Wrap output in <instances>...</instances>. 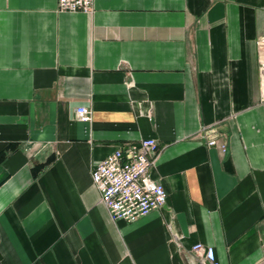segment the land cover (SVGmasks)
<instances>
[{"label":"crops","instance_id":"0c3cea01","mask_svg":"<svg viewBox=\"0 0 264 264\" xmlns=\"http://www.w3.org/2000/svg\"><path fill=\"white\" fill-rule=\"evenodd\" d=\"M261 36L264 0H0V262L264 264ZM140 139L165 203L114 221L91 169Z\"/></svg>","mask_w":264,"mask_h":264},{"label":"built area","instance_id":"2783aa9c","mask_svg":"<svg viewBox=\"0 0 264 264\" xmlns=\"http://www.w3.org/2000/svg\"><path fill=\"white\" fill-rule=\"evenodd\" d=\"M93 0H56L58 13L89 14ZM259 50V74L261 94L264 96V36L256 42ZM81 122L91 120V112L80 107L75 111ZM199 135L206 146L226 152L224 143L219 142L214 128H203ZM157 143L153 139H140L117 147L91 169V182L100 195V202L114 221L134 223L165 203L162 186L150 177V169L156 156ZM191 251L198 258V264H219L210 246L196 243ZM0 264H2L0 262Z\"/></svg>","mask_w":264,"mask_h":264},{"label":"trees","instance_id":"16d2710c","mask_svg":"<svg viewBox=\"0 0 264 264\" xmlns=\"http://www.w3.org/2000/svg\"><path fill=\"white\" fill-rule=\"evenodd\" d=\"M34 171H37V168H34Z\"/></svg>","mask_w":264,"mask_h":264}]
</instances>
